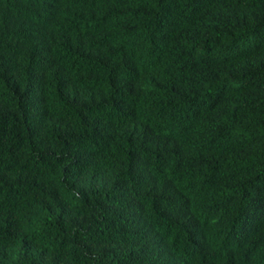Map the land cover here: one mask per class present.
<instances>
[{
    "label": "trees",
    "instance_id": "16d2710c",
    "mask_svg": "<svg viewBox=\"0 0 264 264\" xmlns=\"http://www.w3.org/2000/svg\"><path fill=\"white\" fill-rule=\"evenodd\" d=\"M0 264H264V0H0Z\"/></svg>",
    "mask_w": 264,
    "mask_h": 264
}]
</instances>
